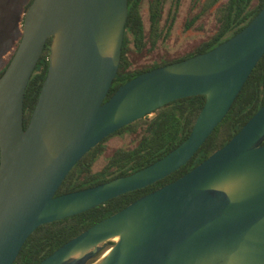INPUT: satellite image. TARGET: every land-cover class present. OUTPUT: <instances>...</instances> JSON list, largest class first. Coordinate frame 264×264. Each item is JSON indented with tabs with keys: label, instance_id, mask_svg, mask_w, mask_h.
Returning a JSON list of instances; mask_svg holds the SVG:
<instances>
[{
	"label": "water",
	"instance_id": "1",
	"mask_svg": "<svg viewBox=\"0 0 264 264\" xmlns=\"http://www.w3.org/2000/svg\"><path fill=\"white\" fill-rule=\"evenodd\" d=\"M129 0H33L0 77V264L42 226L91 211L186 166L264 57V9L214 50L146 72L106 102L122 62ZM52 38L30 124L28 85ZM206 104L190 137L130 176L57 196L105 139L181 99ZM115 245L103 251L109 242ZM103 254V255H101ZM101 256V257H100ZM264 264V106L198 167L101 221L40 264Z\"/></svg>",
	"mask_w": 264,
	"mask_h": 264
},
{
	"label": "trees",
	"instance_id": "2",
	"mask_svg": "<svg viewBox=\"0 0 264 264\" xmlns=\"http://www.w3.org/2000/svg\"><path fill=\"white\" fill-rule=\"evenodd\" d=\"M32 2L33 0H29L23 8L19 37L10 52L3 57L5 66L0 71V77L22 39L25 15ZM185 3L186 0H129V18L121 67L106 102L122 86L146 72L214 50L242 32L264 9V0H190L183 24L184 31L195 30L200 22L208 20L211 16L216 18L215 29L189 52L177 56L167 52L159 54L160 48L172 40ZM145 10L148 11V28L145 23ZM51 48L52 38L49 39L27 88L24 100L25 128L30 124L48 74ZM205 104L204 96L181 99L156 111L153 118L147 117L121 129L105 139L78 163L59 189L57 196L130 176L161 160L190 137ZM263 106L264 57L253 71L226 119L186 166L148 188L128 193L73 218L40 227L27 240L15 264H40L96 224L140 198L179 180L229 144ZM116 137H130L132 142H135L134 146L115 149L106 156L107 143ZM103 157L107 163L102 171L95 173L94 167Z\"/></svg>",
	"mask_w": 264,
	"mask_h": 264
},
{
	"label": "rangeland",
	"instance_id": "3",
	"mask_svg": "<svg viewBox=\"0 0 264 264\" xmlns=\"http://www.w3.org/2000/svg\"><path fill=\"white\" fill-rule=\"evenodd\" d=\"M29 0H0V71L5 66V57L10 50L13 48L16 40L19 37V22L21 20L22 12L24 6ZM190 0H186V3L182 7L180 18L175 26L174 36L166 45L160 48L159 54L165 52L172 54V56H177L189 52L199 43H201L208 34L212 33L213 29L216 27V18L211 16L208 20H204L199 23L195 30L185 32L183 24L187 15V9L189 8ZM145 23L147 28L149 27L148 11H144ZM154 114H152L153 118ZM135 142H132L130 137L121 138L116 137L111 139L107 143L108 151L106 156L115 149L119 148H131L134 146ZM105 156V157H106ZM101 158L96 166L94 167V172H100L104 169L107 160L106 158ZM118 240L111 241L103 249L104 253L108 249L112 248ZM103 255V254H101ZM101 257V256H100ZM96 258L91 262L95 264Z\"/></svg>",
	"mask_w": 264,
	"mask_h": 264
},
{
	"label": "built area",
	"instance_id": "4",
	"mask_svg": "<svg viewBox=\"0 0 264 264\" xmlns=\"http://www.w3.org/2000/svg\"><path fill=\"white\" fill-rule=\"evenodd\" d=\"M152 117V115L149 116V118Z\"/></svg>",
	"mask_w": 264,
	"mask_h": 264
}]
</instances>
